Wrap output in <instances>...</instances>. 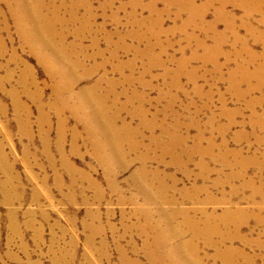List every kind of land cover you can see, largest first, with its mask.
Here are the masks:
<instances>
[{"label":"rangeland","instance_id":"374dc122","mask_svg":"<svg viewBox=\"0 0 264 264\" xmlns=\"http://www.w3.org/2000/svg\"><path fill=\"white\" fill-rule=\"evenodd\" d=\"M149 1L0 0V264H264V12Z\"/></svg>","mask_w":264,"mask_h":264},{"label":"bare ground","instance_id":"6f19581e","mask_svg":"<svg viewBox=\"0 0 264 264\" xmlns=\"http://www.w3.org/2000/svg\"><path fill=\"white\" fill-rule=\"evenodd\" d=\"M164 1L168 4H171V3L176 4L177 13L186 12L188 14L186 18V21L188 23H196L198 25H201L200 23H203L202 9H199V11L195 10L191 1H188L187 3H184L183 0H164ZM208 1L210 2L212 0H208ZM256 2L257 1L251 3V1L246 0L247 4H245V6H247L246 7L247 9L246 8L245 9H246L247 17L251 15L254 11L262 10L264 12V5H263L264 0H261L260 3H256ZM135 4H136V0H133V5L135 6ZM154 4H155V1L150 0L148 3V6L153 7ZM153 20L155 22H158L160 18L155 17ZM70 84L71 86H73L72 82ZM97 114L98 113H96V116ZM86 115L89 116L87 111H86ZM95 134H100V133L96 131ZM175 213L176 211H172L171 216H174ZM177 213L183 214V224L189 229L193 238H196L197 236L198 237L204 236L205 238H203L202 242L205 244V246L214 248L212 259H218L225 264H247L245 260L252 261L251 256L245 253L244 251L231 248L232 245H231L230 240L232 239V237H230V235L227 233V228L230 225L232 226L239 225L238 221L231 220L232 215L235 213L233 210H229V211L226 210L217 215L213 214L210 217L205 215V219L199 223L188 218L187 210H184V211L180 210V211H177ZM152 225L149 224L148 228L143 226L141 229L143 231H148V229L150 230L151 228H153ZM181 247H186L189 249L190 252H194L192 249H190V245L186 242L181 244ZM174 248H176L175 245L172 246L171 252L168 255V257L171 258V261L173 259L176 260V258H174L176 255V252L173 251ZM146 256H147V259L151 258L148 253L146 254ZM213 256H215V258H213ZM157 258L159 260H165L166 257L161 254H158ZM186 261L188 264H199L198 257L189 258ZM192 262H196V263H192Z\"/></svg>","mask_w":264,"mask_h":264}]
</instances>
